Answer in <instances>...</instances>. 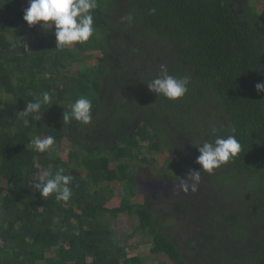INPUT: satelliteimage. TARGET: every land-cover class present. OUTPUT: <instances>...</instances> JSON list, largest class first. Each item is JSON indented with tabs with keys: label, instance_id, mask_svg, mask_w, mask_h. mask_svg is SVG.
Wrapping results in <instances>:
<instances>
[{
	"label": "trees",
	"instance_id": "trees-1",
	"mask_svg": "<svg viewBox=\"0 0 264 264\" xmlns=\"http://www.w3.org/2000/svg\"><path fill=\"white\" fill-rule=\"evenodd\" d=\"M96 4L93 37L58 50L54 26L23 20L27 0H0V264H146L121 245V216L138 219L129 238L145 236L151 254L173 264H264V92L255 87L264 83V13L252 0ZM161 64L192 75L182 99L147 88ZM44 91L51 101L37 121L23 110ZM81 96L92 101L91 123L64 124ZM213 127L223 136L235 129L237 156L202 171L198 191L154 205L131 164L179 184L200 169L194 144L214 139ZM37 135L55 137L68 159L35 150ZM176 146L181 153L157 168L156 157ZM58 168L73 176L68 202L31 186ZM116 188L121 204L109 208Z\"/></svg>",
	"mask_w": 264,
	"mask_h": 264
},
{
	"label": "clouds",
	"instance_id": "clouds-1",
	"mask_svg": "<svg viewBox=\"0 0 264 264\" xmlns=\"http://www.w3.org/2000/svg\"><path fill=\"white\" fill-rule=\"evenodd\" d=\"M28 7L24 9L23 20L29 26L44 22L43 27L55 28L56 49L63 50L74 44H84L93 37L94 15L93 10L97 7L96 0H27ZM155 8L148 10L150 15L156 13ZM124 19L132 24L135 20L134 15H127ZM192 82V75L170 74L168 66L161 64L158 73L147 81L149 91L166 98L169 101H178L189 92ZM258 92H264V83L255 85ZM51 101L49 92L44 91L34 100L29 101L23 110L24 114L31 115L33 119H42V108ZM63 123L68 124L73 120L82 124H89L93 119L92 101L81 96L74 101L70 111L63 113ZM228 127V125H224ZM219 129L213 127L211 135L214 139H205L197 147L199 155L196 163L200 169H190L186 177L180 178L176 190L182 193L196 192L201 183V172L212 173L215 169L234 159L240 152L241 145L234 135L235 129H231L232 134L227 136L219 135ZM31 146L43 153L50 149L55 143V137L35 136L31 141ZM73 176L65 173L63 168H58L53 174L51 171L41 173L37 180L32 183L33 189L38 191L42 198L55 194L57 201L68 202L72 196V189L69 186Z\"/></svg>",
	"mask_w": 264,
	"mask_h": 264
},
{
	"label": "rangeland",
	"instance_id": "rangeland-1",
	"mask_svg": "<svg viewBox=\"0 0 264 264\" xmlns=\"http://www.w3.org/2000/svg\"><path fill=\"white\" fill-rule=\"evenodd\" d=\"M252 2L255 5V9L261 13H264V0H252ZM41 26L44 25V22L41 21L39 23ZM52 28V26L50 27ZM49 28V29H50ZM75 45V44H74ZM74 45L71 47H67L68 49H73ZM94 56L93 59L87 60L86 64L88 66H93L97 64V58L100 57V53H93ZM81 65L76 64L72 68V73L77 74L79 68ZM148 145V143H147ZM54 154H58L62 159L67 160V151H63L62 147L60 145H53L50 149H48ZM142 156V155H141ZM171 157L170 153H163L161 155H158L157 162L155 163L157 168H161L163 166V163L165 161V158ZM112 168L115 167V165L111 166ZM131 168L134 172L138 173V176L141 177V189L143 190V195H148L147 197L151 200V202L154 205H160L163 201L170 202L169 198V192L173 194H177V196L180 195L181 192H178L176 190V186L178 184L166 182L164 180H161L158 177V171L151 170V166L145 163L141 164H131ZM139 168H145L147 173L139 172ZM76 172L75 174H79V172L82 169L81 165L75 166ZM141 173V174H140ZM150 184H148L149 182ZM173 184L175 186H173ZM121 198H122V190L120 188H116L115 197L107 204V207L109 208H116L120 206L121 204ZM155 210L158 209V207L153 206ZM167 223H170V221ZM138 219L135 218H129L127 216H121L116 221V228L118 235L120 236V242L121 245L128 246V253L129 257H136L140 256L142 258L146 259V264H160L161 262H164L165 264H173L167 257L165 256H154L151 254V243H149L148 238H146L143 235L138 234L137 236L133 238H129L128 236L132 233L133 229L137 226ZM168 230V227L164 228V231Z\"/></svg>",
	"mask_w": 264,
	"mask_h": 264
},
{
	"label": "flooded vegetation",
	"instance_id": "flooded-vegetation-1",
	"mask_svg": "<svg viewBox=\"0 0 264 264\" xmlns=\"http://www.w3.org/2000/svg\"><path fill=\"white\" fill-rule=\"evenodd\" d=\"M167 153H170L171 156H173V155H177V154L181 153V151H180V148L178 146H176V147H173L170 150V152H167Z\"/></svg>",
	"mask_w": 264,
	"mask_h": 264
}]
</instances>
